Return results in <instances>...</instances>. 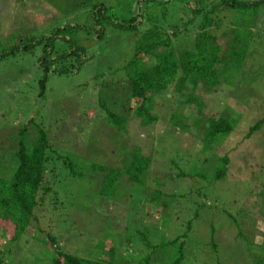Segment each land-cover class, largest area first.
Listing matches in <instances>:
<instances>
[{
	"label": "rangeland",
	"instance_id": "rangeland-1",
	"mask_svg": "<svg viewBox=\"0 0 264 264\" xmlns=\"http://www.w3.org/2000/svg\"><path fill=\"white\" fill-rule=\"evenodd\" d=\"M67 1L63 9L53 10L55 3L50 0L45 2L48 9L43 0H0V55L12 46H22L23 38L48 37L53 29L67 24L87 26L90 7L97 2L105 6L110 19L137 12L134 0H83L76 10L70 6L77 1L69 0L66 5ZM194 1L160 0L162 4L154 3L146 14H157L166 26L187 29L191 35L199 19L186 27L184 21L190 17L188 9L194 8ZM216 1L204 0L205 9ZM48 11L58 15L51 16ZM226 12L218 10L213 15L210 34L223 50L229 45L232 51L239 47L238 52L244 54L241 69L228 72L229 86L206 97L200 96L199 88L195 92L203 99L204 118L225 113L237 120L228 138L229 147H221L220 153L217 146L215 153H204L199 146V131L194 126L199 112L194 106H183L181 100L189 83L182 93L169 88L147 100L145 107L156 119L150 125L141 124L142 118L136 114L138 103L131 102L129 108L125 66L134 54L135 34L107 27L105 39L96 41L94 36L80 33L87 61L74 74L59 76L48 70L42 98L39 81L46 71L38 62L44 43L20 48L1 59L0 176L13 168L11 161L5 163L4 159L13 156L17 139L12 136H17L22 125L28 128L25 144L32 147L35 133L28 121L33 119L52 142L56 158L48 166L55 175L49 179L52 191L35 215L41 218V232L54 237L61 250L104 264H141L143 260L172 264L178 256L176 248L152 250L144 245L141 233L153 246L186 233L187 237L177 242L185 244L181 264H264V125L244 139L249 127L264 117V18L261 12L255 16ZM64 46L57 39L54 51H63ZM105 109L121 117L127 115L126 132L116 134L117 130L106 124ZM139 149L150 159L142 186L127 182L124 175ZM226 153V175L215 180V171H223L216 157ZM66 160L77 166L81 177L68 175L62 166ZM92 166L105 172H93ZM106 168L119 170L113 187L101 186ZM199 172L208 176L199 177ZM154 193L158 198L150 203L148 198ZM189 221L192 228L188 232ZM31 225L33 233L23 235L7 253L0 228L3 264H49L45 255L52 258L53 251L41 241L36 224ZM32 236L40 237L39 241Z\"/></svg>",
	"mask_w": 264,
	"mask_h": 264
},
{
	"label": "trees",
	"instance_id": "trees-1",
	"mask_svg": "<svg viewBox=\"0 0 264 264\" xmlns=\"http://www.w3.org/2000/svg\"><path fill=\"white\" fill-rule=\"evenodd\" d=\"M46 1L43 0V6H45V9H48L47 4H45ZM50 1L55 3V9L53 10L63 9L64 0H61L60 3L56 0ZM76 1L77 3H72L70 6L74 7L75 10L78 5L82 4L83 0ZM159 1L134 0L137 12L129 13V15H125L120 20L116 18L110 19L105 6L97 2L90 7L89 16L91 21L87 26L67 24L61 28L53 29L51 36L48 37L23 38L24 44L22 46H12L3 50L0 55V61L20 48L26 49L28 46L33 47L44 43V54L39 58L38 62L46 71L39 81V97L42 98L45 94L46 83L49 77L48 70L52 74L59 76L74 74L87 61L86 48L81 45L80 38L78 37L80 33L85 34V36H94L96 41H103L105 39L107 27L123 33L135 34L134 54L125 66L127 75L126 86L131 98L128 105L130 106L129 108H131V102L138 103L139 107L136 110V114L142 118L141 124L143 126L150 125L156 119L155 116H151L149 109L145 107L147 100L152 98L153 95L160 94L169 88L177 93H182L185 91V85L189 83L190 86L187 87L186 94L181 100L184 101L183 106H194L195 111L199 112V122L194 123V126H197L199 131V146L203 147L204 153L214 152L217 146L220 153L221 147H229L228 138L232 134L237 120L226 116L225 113L218 118H204L205 115L201 114L204 106L202 97L209 96L213 91H218L221 87L230 85L231 79L227 74L229 71L234 73L235 70L241 69L244 54L242 56L238 52L240 50L239 47L237 50L232 51L229 45L230 42L226 43L229 46L225 50L216 44L215 36L210 34L212 17L218 10H226L229 11L226 12L228 14L235 12L234 15L238 14L240 16H255L258 12H261L264 18V0H218L208 9L204 7V0H196L194 1V8L188 9L190 17L184 21L186 27L196 19H199L197 30L191 35L186 31L187 29L166 26L163 24V21L158 19L157 14L151 17L146 14L148 13L147 9L154 3H161ZM185 1L182 0L183 3ZM68 2L69 0L66 5ZM186 4L190 6L189 2H186ZM49 15L55 16L58 14L54 15V13L49 12ZM233 33L235 34V30ZM222 36L225 37L226 35L222 34ZM57 39L63 41L65 45L63 51H54V43ZM236 41L237 39H235ZM225 79V83L221 85ZM198 88L201 90L200 96H202L199 99L196 97ZM105 115L106 124L117 130L115 131L116 134H118L117 132L125 131L128 120L127 115L126 117H121L110 111H106V109ZM28 123L32 126L35 133L32 147L29 149L25 144L28 128L26 124L22 125L16 131L17 136H12L14 140L17 139L13 145L15 147L13 156L4 159L6 160L5 163L10 160L13 168L10 172H7L8 175L1 173L3 176H0V228L3 231V240L6 245L5 253L9 252L12 245L19 241L23 235L33 233L34 228L31 223H35L36 231L38 229L43 237L41 241L46 242L50 251H53L52 258L45 255L49 264H104L100 261L77 257L70 252L61 250L59 243L54 237H51L49 234L44 235L41 232L42 226L39 223L41 218L39 220L38 215L36 217L35 210L37 209L38 212L44 208L45 197L52 191V183H50L49 179L51 178L52 180L55 175L52 174V170L48 166L56 158L53 156L52 142L48 140V136L43 128L33 119L29 120ZM263 125L264 117L257 122L255 121L249 127L248 131L244 134V139H250ZM12 143H14L13 139ZM238 144L239 142L236 143V145ZM216 158L223 167V171L219 169L214 173L215 180H218L226 175L229 158L227 153L224 157L219 156ZM208 161L206 159V162ZM149 165V157L142 156L139 149L135 157L130 161V164H127L126 169H124L127 182L142 186L145 181L144 174L148 171ZM62 166L70 177H81V173L78 172V168L74 166L73 162L66 160ZM103 169L99 166H92L91 168L93 172H105ZM106 169L108 170V168ZM2 170L0 167V171ZM118 171V168L108 170V173H105L103 176L101 186L108 188L117 184V174L115 172ZM200 176L205 177L208 174L199 172ZM122 185L123 181L122 184L120 183V186ZM157 196V193L151 194L148 198L150 203H156ZM258 199L262 201L261 197ZM260 206L263 207L262 202ZM263 211L264 209L261 213ZM228 216L232 218L229 213ZM245 217L248 218L249 215L244 216L243 220ZM196 218L197 214L194 215V219ZM191 228L192 221H189L186 224V229L189 232ZM141 236L144 237V245L150 247L152 250L158 248L164 250L176 248L178 256L172 264L182 263V248L185 244L184 242L180 244L177 242L180 238L187 237L186 233L180 237L167 239L158 246L149 244L144 234L142 235L141 233ZM31 238L39 241L37 238L40 237L32 236ZM112 250L113 248L109 249L108 252L111 253ZM147 261L143 260L141 264H147ZM0 264H3L1 258Z\"/></svg>",
	"mask_w": 264,
	"mask_h": 264
}]
</instances>
